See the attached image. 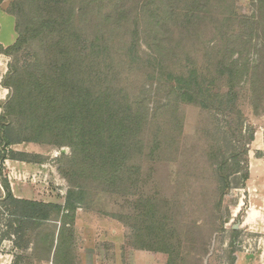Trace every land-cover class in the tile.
<instances>
[{
	"label": "trees",
	"instance_id": "1",
	"mask_svg": "<svg viewBox=\"0 0 264 264\" xmlns=\"http://www.w3.org/2000/svg\"><path fill=\"white\" fill-rule=\"evenodd\" d=\"M233 2H9L6 11L14 17L16 37L8 46L0 43V53L11 57L2 80V85L11 92L0 112V161L8 152L13 160L40 162L39 154L6 151L7 147L21 142L70 148L69 156L62 153L60 157L63 163L60 172L69 184L63 205L15 197L0 171L3 188L0 213L6 214V229L1 237L12 235V243L20 252L13 264H32V260L75 264L76 206L89 207L91 201L106 195L127 201L126 192L141 182L138 160L141 156H155L159 144L155 138L146 149L142 131L148 123L149 110L145 100L131 96L127 86L139 66L164 70L163 81L169 95L175 98L176 118V108L180 105H193L206 112L238 118L243 116V103L248 101L255 106L262 101L264 60L259 58L251 67H243L231 60L229 53L242 41V27L249 29V34L262 28L264 0H255L259 15L249 16L236 12ZM228 5L230 11L225 13ZM142 21L154 26L163 38L149 45L155 47L154 53L146 58L138 55ZM207 26L220 40L211 51L218 50L213 61L209 62L206 56V63L186 64L179 72L160 67L167 60V54L171 58L179 46L189 47L197 42L204 33L202 28ZM174 28L175 44L168 47ZM121 32L123 36H118ZM154 60L160 64L154 66ZM240 118L236 129L228 123L223 154L213 153L214 148L209 153L214 159L218 203L231 187L242 185L248 177L246 144L253 139V132L250 129L245 142ZM133 203L135 207L130 216L105 213L123 223L132 219V237L125 240V245L164 252L168 255V264H180L184 260L181 247L175 244L174 262V246L160 225L157 199L153 195H141ZM141 214L148 222L144 227L138 226Z\"/></svg>",
	"mask_w": 264,
	"mask_h": 264
},
{
	"label": "rangeland",
	"instance_id": "2",
	"mask_svg": "<svg viewBox=\"0 0 264 264\" xmlns=\"http://www.w3.org/2000/svg\"><path fill=\"white\" fill-rule=\"evenodd\" d=\"M10 1L3 0L0 4V43L3 46L12 44L16 37L14 17L6 11ZM255 4V0H234L232 6L239 14L249 16L258 14ZM224 9L227 13L230 5ZM148 23L142 21L139 25L138 55L143 58L154 53L155 47L149 45L163 39ZM202 29H205L204 33L197 42L189 47L179 46L171 58L167 54V60H163L160 67L179 72L186 64L200 66L206 63V56L211 62L218 50L211 51L220 40L210 26ZM173 30L171 44L168 46L165 41L168 47L175 44V28ZM240 32L242 41L235 44L229 53L230 59L243 67H251L259 58L264 60V24L251 34L243 27ZM123 34L121 32L118 36ZM10 61V56L0 53V112L2 103L7 101L11 92L10 88L2 85ZM153 62L154 66L160 64L157 60ZM162 73V69L139 66L127 85L131 96L142 97L147 104L149 120L142 137L146 149L155 138L158 139L156 155L139 158L141 182L126 192L127 201L119 196L106 195L91 201L89 207L76 206L73 224L75 253L80 247L82 256L92 254L95 257L93 264H168V255L164 252L125 245V240L132 237V219L127 217V222L123 223L105 214L112 212L130 216L137 196L153 195L159 205L160 225L174 246V262L176 244L180 245L184 258L180 264H232L233 260L234 264H264V98L255 106L246 100L248 103L241 106V118H227L221 113L206 112L193 105L177 107L176 118L175 98L169 95ZM239 118L243 121L245 142L250 129L253 132V139L246 144L248 177L242 185L231 187L218 203L217 177L212 167L214 159L209 157V153L214 148L213 153L223 154V138L228 131V123L236 129ZM6 149L42 156L40 162H26L10 159L6 152L0 161L2 178L15 197L64 204L69 184L60 172L63 165L60 157L62 153L70 155L68 146L21 142ZM0 192L3 193L1 182ZM141 217L138 226L144 227L147 221L145 215L141 214ZM5 223L6 214L1 212L0 237L6 229ZM12 238L11 235L9 239ZM3 239L6 241L8 238ZM91 245L93 251L87 250Z\"/></svg>",
	"mask_w": 264,
	"mask_h": 264
},
{
	"label": "crops",
	"instance_id": "3",
	"mask_svg": "<svg viewBox=\"0 0 264 264\" xmlns=\"http://www.w3.org/2000/svg\"><path fill=\"white\" fill-rule=\"evenodd\" d=\"M5 239L0 237V264H13L15 257L19 255V250L13 245L11 239ZM6 242H8L6 244ZM79 250L76 253L75 264H93L95 261V257L91 254L88 257L82 256L80 251L82 250L80 247H77ZM86 248H88L86 246ZM92 245L87 250L93 251ZM29 252V250L27 251ZM19 264H25L24 262H20ZM32 264H52L51 261L46 260H32Z\"/></svg>",
	"mask_w": 264,
	"mask_h": 264
}]
</instances>
